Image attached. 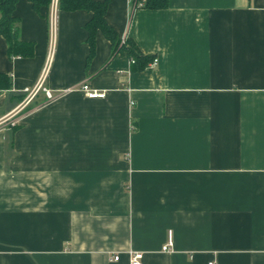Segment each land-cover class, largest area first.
<instances>
[{
  "label": "crops",
  "instance_id": "1",
  "mask_svg": "<svg viewBox=\"0 0 264 264\" xmlns=\"http://www.w3.org/2000/svg\"><path fill=\"white\" fill-rule=\"evenodd\" d=\"M12 14L32 53L0 36V264H264V0H107L138 71L99 31L88 57V11ZM44 67L52 97L12 115Z\"/></svg>",
  "mask_w": 264,
  "mask_h": 264
},
{
  "label": "trees",
  "instance_id": "2",
  "mask_svg": "<svg viewBox=\"0 0 264 264\" xmlns=\"http://www.w3.org/2000/svg\"><path fill=\"white\" fill-rule=\"evenodd\" d=\"M17 0H0V36L6 42V50L9 55L29 56L32 53V44L19 39L17 19L12 14L14 4ZM31 8L38 11L39 8H47L50 0H28ZM137 6L138 0H131ZM167 0H144L142 7L164 8ZM107 6V0H57V8L63 11L85 10L91 13L90 19L85 23L87 32L86 42L88 45V57L94 51V35L97 31L110 42V57L125 51L129 56V71L143 70L154 59L151 55L134 53V43L130 39L120 40L114 30L107 25L103 15ZM10 79L6 74L0 73V89H8Z\"/></svg>",
  "mask_w": 264,
  "mask_h": 264
},
{
  "label": "built area",
  "instance_id": "3",
  "mask_svg": "<svg viewBox=\"0 0 264 264\" xmlns=\"http://www.w3.org/2000/svg\"><path fill=\"white\" fill-rule=\"evenodd\" d=\"M144 2V0H138L137 1V5L141 6L142 3ZM57 4V0H50V6L52 8H55ZM155 64V59H153L150 62V65H154ZM46 73V68L44 67L41 71V74L37 80V82L30 88H26L25 90V96L22 100V102L20 103V105L14 110V112H11L12 115H14L15 113L19 112L23 107H25V105L33 98V96L35 95V93L40 89L44 96L46 98H51L52 94L49 91V89L43 87L42 84V80L45 76ZM81 90L84 92V94L87 97L93 98V97H102L104 95V93L102 91L98 92L95 90H90L88 89V87L86 85H82L81 86ZM14 113V114H13ZM11 115V116H12ZM13 124V122H11V125ZM171 236H170V231H168L167 233V239L165 241V243L160 247L161 251H169L171 250ZM113 260H117L118 259V255H113L112 256ZM128 264H144L142 261V253L138 252V251H130L128 253ZM206 264H214L213 261H208Z\"/></svg>",
  "mask_w": 264,
  "mask_h": 264
}]
</instances>
